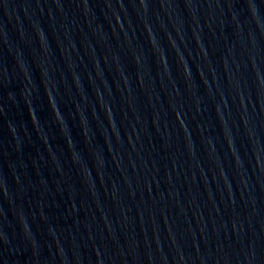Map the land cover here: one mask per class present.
<instances>
[{"label": "water", "instance_id": "obj_1", "mask_svg": "<svg viewBox=\"0 0 264 264\" xmlns=\"http://www.w3.org/2000/svg\"><path fill=\"white\" fill-rule=\"evenodd\" d=\"M0 264H264V0H0Z\"/></svg>", "mask_w": 264, "mask_h": 264}]
</instances>
